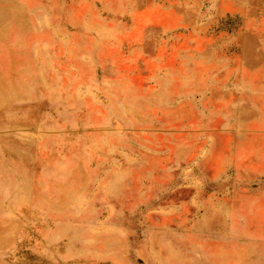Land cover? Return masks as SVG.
<instances>
[{
    "label": "rangeland",
    "instance_id": "rangeland-1",
    "mask_svg": "<svg viewBox=\"0 0 264 264\" xmlns=\"http://www.w3.org/2000/svg\"><path fill=\"white\" fill-rule=\"evenodd\" d=\"M0 264H264V0H0Z\"/></svg>",
    "mask_w": 264,
    "mask_h": 264
},
{
    "label": "bare ground",
    "instance_id": "bare-ground-1",
    "mask_svg": "<svg viewBox=\"0 0 264 264\" xmlns=\"http://www.w3.org/2000/svg\"><path fill=\"white\" fill-rule=\"evenodd\" d=\"M8 231V230H7Z\"/></svg>",
    "mask_w": 264,
    "mask_h": 264
}]
</instances>
